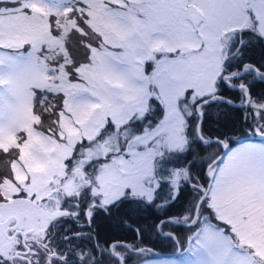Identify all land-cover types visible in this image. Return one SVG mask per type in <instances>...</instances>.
Returning <instances> with one entry per match:
<instances>
[{"label":"snow or ice","instance_id":"1","mask_svg":"<svg viewBox=\"0 0 264 264\" xmlns=\"http://www.w3.org/2000/svg\"><path fill=\"white\" fill-rule=\"evenodd\" d=\"M61 3L63 0L54 5L47 0H0V25L5 13H9V20L45 17L50 33L56 35L60 31L55 25ZM198 3L207 7L209 14L202 17V24L201 18L193 17L201 36H206L193 47L204 48L201 57L213 50L218 56L210 84L205 87L203 82H193L174 90L164 80H154L153 91L148 92L145 86L143 92L127 98L117 106L115 115H108L95 137L85 135L76 140L70 154L58 157L54 148L46 153L36 190L17 192L16 198L33 205L39 202L43 209L51 204L59 214L47 223L43 248L29 243L22 232L14 234L12 228L0 232V242L14 238L13 247L20 254L9 259L0 253V264H41V258L44 264H148L146 253L156 257V264H180L158 257L145 246L149 234L173 246L195 239L197 248L203 249L209 259H198L193 264H264V237H251L242 224L226 215L222 199L233 165L249 155L264 161V143L237 140L233 147L227 142V132L213 138L205 131L208 109L234 107L236 101L225 93H238L241 107L247 110L240 118L264 140V0ZM83 6V0H75V7L70 9V18L78 23V9ZM225 21L231 27L222 28ZM257 48L259 59L252 55ZM35 51L33 48L32 53ZM168 51L176 53L180 49ZM189 59L196 63L199 58ZM62 60L53 66H59ZM176 62L185 63L180 57L173 63ZM4 102L5 94L0 93V105ZM63 103L58 110L54 108L57 115L63 111ZM57 135L67 144L62 134ZM214 145L223 152L222 156L220 152H208ZM3 155L7 156V152ZM57 176L73 183L76 190L53 201L51 193L59 191L52 187ZM5 178L0 177V183ZM108 189L112 190L111 196ZM45 192L48 194H42ZM4 200L0 196V217ZM181 201L182 210L173 213L171 210ZM142 213L153 217L147 228L138 223L144 219ZM100 216L115 226L128 227L133 234L131 242L103 240L97 222ZM220 224L229 225V229ZM179 229L188 230L183 242Z\"/></svg>","mask_w":264,"mask_h":264},{"label":"rangeland","instance_id":"2","mask_svg":"<svg viewBox=\"0 0 264 264\" xmlns=\"http://www.w3.org/2000/svg\"><path fill=\"white\" fill-rule=\"evenodd\" d=\"M59 2L47 0L49 5ZM83 4L79 9L87 16L83 17L80 12L77 15L86 18L88 26L70 18L75 0H63L55 25L60 31L56 35L50 33L45 17L9 20V13L4 14L5 21L0 25V78L5 81L0 84V93L5 94V102L0 105V177L7 178L0 183V196L7 199L8 205L3 208V216L10 212L18 214L17 210L21 212L13 205L19 199L16 193L22 184L26 186L23 192L36 190L40 183L41 160L51 149H55L54 154L58 157L70 154L76 140L85 135L95 137L108 115H115L117 106L124 104L127 98L143 92L145 86L148 92L153 91L154 80L162 79L174 90L193 82H203L207 87L216 73L217 53L213 50L201 57L204 48L193 47L204 41L206 36H201L199 25H193L191 18L198 15L202 24V17L209 14V9L202 8L198 0L195 4L193 0H83ZM228 23L225 21L223 25ZM70 26L74 30H82L84 34L74 38L69 32ZM66 35L68 39H65ZM98 37L102 41L98 42ZM80 38L86 51H89L88 58L84 52L81 54L82 47L76 44ZM22 44L24 47H20ZM176 47L180 51H168ZM33 48L36 49L34 53ZM59 51H62L67 64L63 62V66L54 67L53 61L56 55L60 56ZM177 57L185 63H173ZM190 57L199 59L192 63ZM71 71L75 78L68 77ZM54 90H60L63 95H53L51 91ZM53 96H56L55 100L51 99ZM49 97L39 109L37 104ZM61 97L63 111L57 115L54 108H60ZM42 109L46 114L40 112ZM117 121L121 122L118 115ZM244 132L245 135L234 140L242 138L243 143H264L258 132L253 133V129L249 134ZM58 133L63 135L67 144L60 141ZM4 152L7 156L3 155ZM208 152L222 153L215 145ZM52 187L59 189L51 193L53 201L76 190L73 183L61 181L59 176ZM108 194L112 195L111 189H108ZM222 199L226 215L242 224L243 230L251 237H264V161L249 155L236 162L228 173ZM26 202L33 207L34 214L27 211L24 215L33 219L30 216L41 213L39 224L49 222L59 214L51 204L43 209L39 202L36 205ZM14 223L13 226L17 224ZM220 227L227 230L229 225L220 224ZM18 229L30 243L25 230L20 225ZM2 230L6 232L8 229L4 227ZM178 231L183 242L188 230ZM15 243L16 240L11 237L3 239L0 253L9 259L20 255L13 247ZM34 244L38 248L44 246ZM168 245L172 248L167 254L169 256L158 257L180 264L209 259L203 249L197 248L195 239L183 246ZM176 250L184 252L179 256L172 255ZM41 264H44L43 258ZM148 264H156V258H150Z\"/></svg>","mask_w":264,"mask_h":264},{"label":"trees","instance_id":"3","mask_svg":"<svg viewBox=\"0 0 264 264\" xmlns=\"http://www.w3.org/2000/svg\"><path fill=\"white\" fill-rule=\"evenodd\" d=\"M82 14V10L78 9V13ZM86 13V12H85ZM83 17H86L87 15L82 14ZM81 21V23H83L86 27L88 26V23L86 21L85 18L81 17L80 15H78ZM75 20V19H74ZM81 25V24H80ZM71 28L69 29V32L71 33V35H73L74 38L78 36L83 35L84 33L82 32V30L79 29H72V26H70ZM89 28V27H88ZM68 32V33H69ZM67 33V34H68ZM69 36L66 35L65 39H68ZM102 41L100 37H98V42ZM76 42V41H75ZM78 47H82V51L81 54L84 52L86 58L89 57V51H86L85 49V45L83 42V39L80 38L78 40V43H76ZM81 44H83V46H81ZM87 46V45H86ZM83 48L85 51H83ZM58 54L60 56L56 55V58L54 59L53 62L56 61H60L63 55L62 51H59ZM253 57L256 59H259V48H257V50L252 53ZM53 60V59H52ZM65 62V64H67V61L65 59L62 60V63ZM64 64H62L63 66ZM71 71L69 73L68 77L75 78L74 75H72ZM51 93L54 94H62L63 93L60 90H54L51 91ZM226 96H230L231 99H233L236 102H239V100L237 99L238 97V93H225ZM54 98H56V96H53L51 99L55 100ZM50 99H43L41 102H39V104H37L38 108L41 109V107H43V104L47 103V101ZM62 101V97L60 99L59 102ZM54 102V101H53ZM57 109V107H56ZM237 109H239L237 111ZM58 110V109H57ZM40 112L42 114H46L45 110H40ZM57 114V112H55ZM208 118H207V122L205 124V131L206 133H209L213 138H215L218 134L223 133V132H227L228 134V143L232 144V146L236 145L234 142L237 140H241L242 138H238L236 140H234L237 136L240 135H245L246 133L244 131H246L248 134L250 132H252V129L249 128L247 126V124L240 118L241 115H246L247 114V110L241 106H234L232 108H224L223 106H213L211 108L208 109ZM219 113V114H218ZM249 121L251 122V118H249ZM225 125H227V127H225ZM184 204L183 201H181L176 207H174L171 211L173 213L175 212H179L182 210V205ZM142 217H144V219L138 221V223L143 224L146 228L148 225H150L153 221V217L151 215H149L148 213H142L141 214ZM97 222L100 225V232H101V237L103 240H112V239H120V240H125L128 242H131L132 240V232L128 230V227L126 226H115L114 222L106 220L103 216L97 217ZM132 227H136V224L131 225ZM226 229L228 230L229 228L226 227ZM137 243H139V241L137 240ZM169 242L167 241H163L161 242L160 240L157 239V237L154 234H149V238L148 241L146 243L145 246L150 247L153 251L157 250V252H164V250H168L171 249V247H169Z\"/></svg>","mask_w":264,"mask_h":264},{"label":"flooded vegetation","instance_id":"4","mask_svg":"<svg viewBox=\"0 0 264 264\" xmlns=\"http://www.w3.org/2000/svg\"><path fill=\"white\" fill-rule=\"evenodd\" d=\"M173 1L177 2L180 0H173ZM182 1L185 2V1H192V0H182ZM200 10L202 11V9H200ZM228 27H231L230 22L227 25H223L222 28H228ZM219 31L220 30L218 29L216 35H219ZM11 214H6L5 216L0 217V219H3L5 217V219L2 223V226H0L1 230L4 229V227L7 229L12 228L14 230V234H15L17 232H22L20 229H18V227L20 225L25 230V234L27 235V237H29L30 243H39V245H42V246L45 244L43 237L45 236V229L47 227L46 223L43 222L42 224H39V222L41 221L40 219H37L34 221L24 220L21 222H19V220H17L15 222L11 218ZM7 215H9V216L6 218ZM14 222L17 223L15 226L12 225ZM1 232H5V231L2 230ZM6 232H7V230H6ZM38 238H39V240H38ZM12 239H14V238H12ZM24 239H26L25 236H24ZM41 260H42V258H41ZM14 264H18V262L14 263Z\"/></svg>","mask_w":264,"mask_h":264},{"label":"bare ground","instance_id":"5","mask_svg":"<svg viewBox=\"0 0 264 264\" xmlns=\"http://www.w3.org/2000/svg\"><path fill=\"white\" fill-rule=\"evenodd\" d=\"M196 18H199V16L197 15V17ZM192 23H193V25H195V26H197V24L196 23H194V20H193V16H192ZM236 106H241L240 105V103L239 102H236V104H235ZM240 141H242V139L240 140ZM221 156L223 155V152L220 154ZM18 200V202H16L15 204H13L12 202V204L14 205V206H16L23 214H25L27 211H30V213H32V215L34 214V210H33V207H31V205L30 204H28L26 201H21V199H17ZM31 217V216H30ZM186 246V245H185ZM184 252V250H176V252H172V255H175V256H179V255H181L182 253ZM159 253V255L158 256H169V255H167L168 253H162V252H158Z\"/></svg>","mask_w":264,"mask_h":264}]
</instances>
